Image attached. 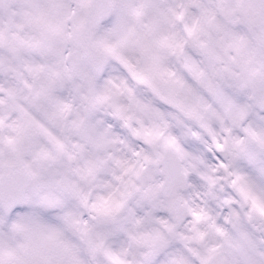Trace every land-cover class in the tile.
<instances>
[{
    "label": "snow or ice",
    "instance_id": "obj_1",
    "mask_svg": "<svg viewBox=\"0 0 264 264\" xmlns=\"http://www.w3.org/2000/svg\"><path fill=\"white\" fill-rule=\"evenodd\" d=\"M0 264H264V0H0Z\"/></svg>",
    "mask_w": 264,
    "mask_h": 264
}]
</instances>
